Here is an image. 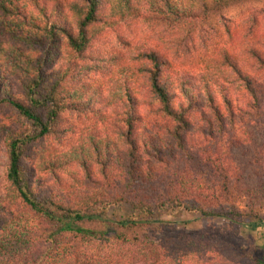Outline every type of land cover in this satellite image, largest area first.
Instances as JSON below:
<instances>
[{
    "label": "trees",
    "instance_id": "1",
    "mask_svg": "<svg viewBox=\"0 0 264 264\" xmlns=\"http://www.w3.org/2000/svg\"><path fill=\"white\" fill-rule=\"evenodd\" d=\"M241 2L0 0V264H211L263 223L264 6L212 23ZM183 211L225 227L175 234Z\"/></svg>",
    "mask_w": 264,
    "mask_h": 264
},
{
    "label": "rangeland",
    "instance_id": "2",
    "mask_svg": "<svg viewBox=\"0 0 264 264\" xmlns=\"http://www.w3.org/2000/svg\"><path fill=\"white\" fill-rule=\"evenodd\" d=\"M264 6V0H243L239 4H235L223 11V18L219 20L216 16L212 18V23L219 29V33L215 35L216 38H221V44L227 40L225 30L229 27L237 25L243 14L252 8H258ZM234 24V25H233ZM224 25H227L225 27ZM233 25V26H232ZM123 36L130 40L131 43L145 42L152 46L163 41V37L160 36L158 29H152L146 25L145 22L139 19L123 34ZM107 47L118 48L126 50L124 46L118 45L114 37H108L106 42ZM262 139L259 140V144L264 140V134H260ZM236 160L245 173H254V168L250 163L253 155L252 149L248 147H241L235 152ZM8 169V159L6 155V149L2 136L0 135V193L4 192L7 186L6 173ZM264 175V174H263ZM262 178V176H261ZM254 178H251L252 182H255ZM259 181V180H258ZM264 181V176H263ZM128 209H120L114 212L112 218L119 220L125 216ZM163 220L171 224L177 225V231L175 234H191V233H207L211 235H218L225 227V221L223 219H208L204 220L197 214L188 212H179L174 216H164ZM174 232V231H173ZM162 236V235H161ZM226 236V235H225ZM225 242L218 243L213 248V252L210 255L211 264H257L256 259L264 260V213L263 223L259 225L255 230H250L247 227L241 228L239 233L230 234L224 237Z\"/></svg>",
    "mask_w": 264,
    "mask_h": 264
}]
</instances>
